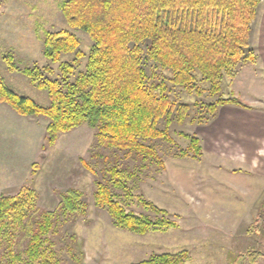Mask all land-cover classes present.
Listing matches in <instances>:
<instances>
[{
    "label": "trees",
    "instance_id": "trees-1",
    "mask_svg": "<svg viewBox=\"0 0 264 264\" xmlns=\"http://www.w3.org/2000/svg\"><path fill=\"white\" fill-rule=\"evenodd\" d=\"M261 1L62 0L65 24L88 36L89 52L79 49L72 32L60 29L45 32L42 41V55L58 65V73L49 65L19 68L11 54L4 56L8 71L45 91L49 104L17 94L0 77V105L20 117L48 121L42 151L82 126L95 132L97 148L104 153L94 155L101 167L81 162L94 177L93 205L107 213L114 228L138 236L178 229L176 215L137 193L139 183L165 169L158 141L175 158L203 157L195 134L179 132L188 145H176L170 136L173 124H206L224 106L252 109L233 94L224 97L222 85L225 77L233 78L258 58L250 41ZM201 82L214 101L190 105L171 98L175 88L201 94ZM59 199L57 208L47 211L28 186L0 194V264H66L58 248L59 231L85 216L88 206L76 189L60 193ZM246 234L264 235V198ZM189 258L181 250L151 254L135 264H185ZM262 258V251L250 250L231 264H257Z\"/></svg>",
    "mask_w": 264,
    "mask_h": 264
},
{
    "label": "rangeland",
    "instance_id": "rangeland-1",
    "mask_svg": "<svg viewBox=\"0 0 264 264\" xmlns=\"http://www.w3.org/2000/svg\"><path fill=\"white\" fill-rule=\"evenodd\" d=\"M61 2L0 0V77L11 90L41 105L49 104L46 92L34 88L20 73L8 71L3 57L11 54L19 68L49 65L58 73V65H51L43 57L42 41L45 32L60 29L72 32L80 41L79 49L87 54L92 43L86 34L67 27ZM257 15L252 36L256 42L259 28L264 34V0ZM71 59L69 56L63 60ZM198 86L203 89L201 94L175 88L171 98L190 105L216 99L209 95L206 83ZM253 86L264 91V62L259 58L240 67L233 78L225 77L222 93L224 97L233 94L245 104L249 100L255 109L264 108L259 98L247 100L246 92ZM233 111L225 108L216 117L227 121V117L235 116ZM220 118L203 125H191L188 120L182 125L173 124L170 136L176 145H188L179 132L195 134L202 141L203 157L175 158L173 150L158 141L155 147L165 169L154 179L139 183L137 193L176 215L178 229L138 236L114 228L107 213L93 205L94 177L81 162L95 165L96 170L101 167V160L94 157L102 154L95 132L82 126L60 135L53 147L42 151L48 121L20 117L6 105H0V194H15L28 186L37 191L40 208L54 211L60 193L69 189L83 193L86 215L73 218L59 231L58 248L66 264H135L151 254L181 250L190 254L185 264H231L240 253H264V235L246 234L264 198V179L245 164L230 160L238 151L230 147L228 124L220 123ZM257 264H264V258Z\"/></svg>",
    "mask_w": 264,
    "mask_h": 264
},
{
    "label": "crops",
    "instance_id": "crops-1",
    "mask_svg": "<svg viewBox=\"0 0 264 264\" xmlns=\"http://www.w3.org/2000/svg\"><path fill=\"white\" fill-rule=\"evenodd\" d=\"M262 2L263 0L261 1V4ZM254 22L252 24V35L250 42L251 45L256 49L259 60L264 62V34L261 35L263 30H261L262 27L259 28L260 33L258 34L257 42L256 39L252 41ZM257 87L253 86V88L247 90L246 98L247 100L248 98L252 99V101H254L256 98H259L261 101L263 100V102H261L263 106L264 91L260 86ZM246 103L248 105L251 104L249 100ZM250 107L252 109L244 110L234 106H224L219 109L218 114L223 109L229 108L230 110H234L233 113L235 116L227 117L226 121V118H220L218 115L214 120H219L220 118V123L221 121H224L222 122L224 125L226 123L228 124L230 147H235V152L238 151L237 154L231 157L230 160L232 162H236L237 164H245V166H248L251 172H258L259 177L264 179V108L259 107L255 109L251 105ZM247 175L250 176L249 174ZM248 193V190L244 191L246 197Z\"/></svg>",
    "mask_w": 264,
    "mask_h": 264
}]
</instances>
